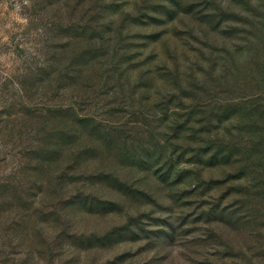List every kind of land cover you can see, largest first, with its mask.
<instances>
[{"label": "rangeland", "instance_id": "obj_1", "mask_svg": "<svg viewBox=\"0 0 264 264\" xmlns=\"http://www.w3.org/2000/svg\"><path fill=\"white\" fill-rule=\"evenodd\" d=\"M0 264H264V0H0Z\"/></svg>", "mask_w": 264, "mask_h": 264}, {"label": "trees", "instance_id": "obj_2", "mask_svg": "<svg viewBox=\"0 0 264 264\" xmlns=\"http://www.w3.org/2000/svg\"><path fill=\"white\" fill-rule=\"evenodd\" d=\"M65 135H66V134H65ZM71 136H72V137H74V135H72V134H71ZM66 137H67V138H70V136H69V135H68V136L66 135Z\"/></svg>", "mask_w": 264, "mask_h": 264}]
</instances>
